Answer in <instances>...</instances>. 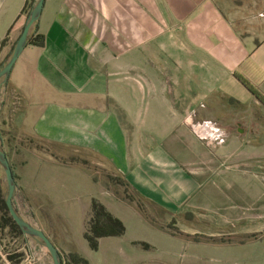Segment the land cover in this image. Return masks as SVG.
Returning a JSON list of instances; mask_svg holds the SVG:
<instances>
[{
	"label": "crops",
	"instance_id": "0c3cea01",
	"mask_svg": "<svg viewBox=\"0 0 264 264\" xmlns=\"http://www.w3.org/2000/svg\"><path fill=\"white\" fill-rule=\"evenodd\" d=\"M37 2L0 0V64ZM37 24L44 46L27 44L0 93L18 213L91 204L79 155L172 217L215 210L218 229L264 233V0H46Z\"/></svg>",
	"mask_w": 264,
	"mask_h": 264
},
{
	"label": "rangeland",
	"instance_id": "374dc122",
	"mask_svg": "<svg viewBox=\"0 0 264 264\" xmlns=\"http://www.w3.org/2000/svg\"><path fill=\"white\" fill-rule=\"evenodd\" d=\"M43 146L38 148L46 150ZM69 158L57 156L56 161L71 166ZM78 158L74 166L79 175L92 179L93 198L114 217L122 218L128 233L119 239L100 240L99 250L93 252L83 237L91 214L89 197H50L47 199L52 206L47 204L41 213L36 209L42 198H34L35 211L32 203H18L19 216L43 231L63 257L77 253L89 264H264V233L235 236L227 223L225 229H218L223 224L215 221V216L219 217L215 210L200 211L196 219L183 214L172 217L147 202L140 203L115 174L85 163L84 156ZM65 171L61 170L63 174ZM0 175L6 184L1 166ZM211 207L216 209L217 205ZM192 223L197 225L195 229L185 228ZM10 258L16 264H53L48 251L36 240L26 237L25 241L9 230H1L0 264H12Z\"/></svg>",
	"mask_w": 264,
	"mask_h": 264
},
{
	"label": "trees",
	"instance_id": "16d2710c",
	"mask_svg": "<svg viewBox=\"0 0 264 264\" xmlns=\"http://www.w3.org/2000/svg\"><path fill=\"white\" fill-rule=\"evenodd\" d=\"M34 3V0H31ZM33 9L31 5L28 16ZM38 24L36 23L31 34L28 38V44L42 48L45 44V38L42 35L37 34ZM8 62V61H7ZM5 63L0 64V72L5 67ZM14 176V175H13ZM15 178V177H14ZM123 182V181H122ZM125 187L131 191L128 184L123 182ZM133 193V192H132ZM136 195V194H135ZM137 200H142L136 195ZM0 231L9 230L11 233L19 235L20 238L26 241L22 232L18 226L14 223L5 205V199L3 193L0 192ZM126 228L121 220L114 217L107 211L104 205H102L96 199L91 201V214L86 226V232L84 233V240L88 244L91 251L97 252L99 250V242L102 239H119L124 237ZM60 252V251H59ZM62 264H89V262L77 253L70 254L68 257H63L61 252ZM12 264H16L11 258Z\"/></svg>",
	"mask_w": 264,
	"mask_h": 264
},
{
	"label": "water",
	"instance_id": "95a60500",
	"mask_svg": "<svg viewBox=\"0 0 264 264\" xmlns=\"http://www.w3.org/2000/svg\"><path fill=\"white\" fill-rule=\"evenodd\" d=\"M45 1L46 0H38L36 5L32 9L28 17L27 23L21 34V37L19 38L13 50L12 56L10 57L5 67L0 72V93L3 86L8 81L13 66L15 65V63L17 62V60L19 59V57L21 56V54L23 53V51L25 50L28 44V38L35 24L39 21ZM0 166L4 171V175L7 181V193L5 196V205L10 214V217L12 218L14 223L18 226V228L21 230L24 237L32 238L37 242H39L43 247H45V249L48 251L52 259L53 264H62L60 252L50 241V239L44 234V232L33 227L27 221L22 219L19 216L18 212L15 210L13 205V198L16 191V182L13 176V171L10 166L9 160L7 158L5 151L2 149L1 144H0Z\"/></svg>",
	"mask_w": 264,
	"mask_h": 264
},
{
	"label": "built area",
	"instance_id": "2783aa9c",
	"mask_svg": "<svg viewBox=\"0 0 264 264\" xmlns=\"http://www.w3.org/2000/svg\"><path fill=\"white\" fill-rule=\"evenodd\" d=\"M220 141V140H219Z\"/></svg>",
	"mask_w": 264,
	"mask_h": 264
}]
</instances>
